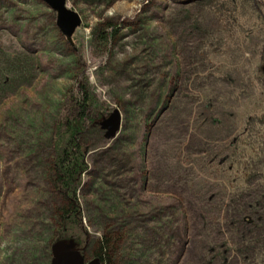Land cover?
Returning <instances> with one entry per match:
<instances>
[{
	"label": "rangeland",
	"instance_id": "obj_1",
	"mask_svg": "<svg viewBox=\"0 0 264 264\" xmlns=\"http://www.w3.org/2000/svg\"><path fill=\"white\" fill-rule=\"evenodd\" d=\"M0 0V264H49L57 124L85 119L84 262L264 264V0ZM116 110L120 126L100 124Z\"/></svg>",
	"mask_w": 264,
	"mask_h": 264
},
{
	"label": "trees",
	"instance_id": "obj_2",
	"mask_svg": "<svg viewBox=\"0 0 264 264\" xmlns=\"http://www.w3.org/2000/svg\"><path fill=\"white\" fill-rule=\"evenodd\" d=\"M264 75V70H262ZM85 104L78 103L77 114L71 119H65L57 124L53 137L52 172L63 205L58 208L59 229L54 242L71 243L76 248L84 244L85 234L80 221V212L76 198L80 176L87 170L84 155L77 143V136L83 130V110ZM94 258L100 264H107L109 248L104 240H98Z\"/></svg>",
	"mask_w": 264,
	"mask_h": 264
},
{
	"label": "water",
	"instance_id": "obj_3",
	"mask_svg": "<svg viewBox=\"0 0 264 264\" xmlns=\"http://www.w3.org/2000/svg\"><path fill=\"white\" fill-rule=\"evenodd\" d=\"M56 14V26L62 35L69 39L80 26V19L76 13L66 8L65 0H41ZM120 126L119 113L114 110L100 124L101 130H105V139H112ZM82 249L76 248L71 243L54 242L51 245V260L49 264H100L97 258L84 262Z\"/></svg>",
	"mask_w": 264,
	"mask_h": 264
},
{
	"label": "flooded vegetation",
	"instance_id": "obj_4",
	"mask_svg": "<svg viewBox=\"0 0 264 264\" xmlns=\"http://www.w3.org/2000/svg\"><path fill=\"white\" fill-rule=\"evenodd\" d=\"M81 254H82V252H81Z\"/></svg>",
	"mask_w": 264,
	"mask_h": 264
}]
</instances>
